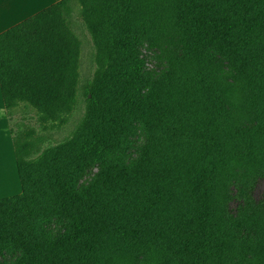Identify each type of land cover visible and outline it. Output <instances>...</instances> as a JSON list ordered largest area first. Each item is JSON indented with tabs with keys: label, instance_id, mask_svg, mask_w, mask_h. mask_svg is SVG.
Returning a JSON list of instances; mask_svg holds the SVG:
<instances>
[{
	"label": "trees",
	"instance_id": "1",
	"mask_svg": "<svg viewBox=\"0 0 264 264\" xmlns=\"http://www.w3.org/2000/svg\"><path fill=\"white\" fill-rule=\"evenodd\" d=\"M67 1L0 35L7 113L22 100L55 111L71 92L48 82L72 79L55 68L67 47L50 25ZM78 2L98 48L89 115L74 142L32 163L34 148L11 132L21 194L0 199V264H264V209L245 198L234 215L225 207L228 184L264 170V0ZM169 28L209 114L243 136L236 156L217 153L215 120L190 115L179 128L197 102L165 100L166 74L147 75L141 41ZM137 124L143 144L121 160Z\"/></svg>",
	"mask_w": 264,
	"mask_h": 264
},
{
	"label": "rangeland",
	"instance_id": "2",
	"mask_svg": "<svg viewBox=\"0 0 264 264\" xmlns=\"http://www.w3.org/2000/svg\"><path fill=\"white\" fill-rule=\"evenodd\" d=\"M156 2L159 0H155ZM50 25L58 29L59 35L64 36L66 43V53L63 57L57 58L56 66L59 73L68 72L72 79L64 81L48 80L53 90L62 86L71 89L66 93L67 99L61 100L57 110L42 113L29 102L17 101L15 107L8 110L11 132L13 136L24 142L25 146L34 148L27 157V163H32L45 157L49 151L74 142L79 136L82 125L89 115V100L93 88V80L98 72V48L95 45L94 35L89 24L83 18V10L78 0H68L61 7L52 13ZM173 32V33H172ZM178 30L166 29L162 34L158 31L150 32L142 39L141 56L144 61V68L148 76L156 78L165 75L162 95L165 100L171 98L174 101H187L191 106L197 102L195 110H188L175 117L174 123L179 126H186L190 115L197 121L205 123L207 120H215L216 127L208 131L209 139L214 140L218 145L219 155L238 153V148L242 141V135L233 126L232 130L224 127L222 119L214 118L209 114L207 101L202 98L197 89V81L193 71V63L187 55L184 47L181 46L182 37L178 40ZM183 50V51H182ZM54 67V66H53ZM50 63L42 62L40 69L46 68V72H52ZM66 84H71L66 85ZM187 96V98H186ZM191 111V112H190ZM214 133V134H213ZM176 134L179 135L177 128ZM145 131L142 125L137 124L132 135L134 148L124 155H119V159H133L137 157L138 147L143 144ZM210 142L208 146H212ZM216 146H213L217 150ZM95 170L88 173L83 180H88ZM243 188V192L241 187ZM39 191L31 196L35 199ZM21 191H17L15 196H19ZM225 207L232 215L239 211L238 205L246 199L252 206L260 205L264 209V170L257 173H250L241 184L232 182L226 189ZM8 256V255H7ZM8 259L10 256L7 257ZM171 264H177L172 261Z\"/></svg>",
	"mask_w": 264,
	"mask_h": 264
},
{
	"label": "crops",
	"instance_id": "3",
	"mask_svg": "<svg viewBox=\"0 0 264 264\" xmlns=\"http://www.w3.org/2000/svg\"><path fill=\"white\" fill-rule=\"evenodd\" d=\"M64 0H0V35ZM21 191L11 125L0 89V199Z\"/></svg>",
	"mask_w": 264,
	"mask_h": 264
}]
</instances>
